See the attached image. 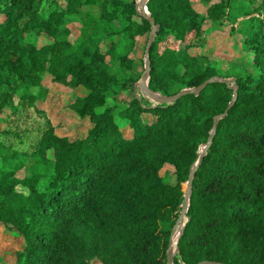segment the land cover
I'll use <instances>...</instances> for the list:
<instances>
[{"label":"trees","instance_id":"trees-1","mask_svg":"<svg viewBox=\"0 0 264 264\" xmlns=\"http://www.w3.org/2000/svg\"><path fill=\"white\" fill-rule=\"evenodd\" d=\"M139 1L0 0V226L14 239V264H167L189 172L234 92L210 83L159 103L140 78L114 72L115 62L130 70L147 41ZM89 4L100 11L94 42H71L67 22ZM146 7L159 26L151 91L169 96L218 75L206 49L223 28L230 63L255 70L233 76L237 96L197 165L173 264H264V0ZM31 33L48 41L36 45ZM46 82L69 91L60 110L88 121L83 135L56 132ZM123 90L129 98L118 100Z\"/></svg>","mask_w":264,"mask_h":264},{"label":"rangeland","instance_id":"rangeland-1","mask_svg":"<svg viewBox=\"0 0 264 264\" xmlns=\"http://www.w3.org/2000/svg\"><path fill=\"white\" fill-rule=\"evenodd\" d=\"M86 13H88V15H86ZM99 14L100 11L98 5L89 4L83 6L79 13L73 15L67 22V26L71 29V34L69 36L70 41H84L85 43H88V45L92 44V42H94L93 36L95 32L90 30V24L92 18H97ZM112 25L117 29L123 26L120 15H117L113 19ZM207 26L209 25L207 24ZM27 39L36 45H41L48 41V38L44 34L36 35L31 33L27 36ZM233 41L234 39L229 35L228 28L213 31L208 35L206 52H211L213 58L217 60V73L224 78H231L234 75L241 73L255 72L254 69H251L247 65L230 63L234 52ZM145 42V36L139 39V44L135 52L136 60L130 70L121 71L117 62L111 65L112 70L116 73L123 72L125 75L131 76L133 79L141 78L144 70ZM46 85L49 88V95L47 101L43 103V106L50 112L53 122L59 124L56 126V132L65 134L71 139L83 135L88 126V121L80 120L69 107L60 110L63 103L65 104L66 101L70 102L71 95L68 94L69 91L65 89L67 93L63 94L62 90L64 89L60 85L49 82H46ZM116 98L118 100L128 99L129 93L128 91L123 90ZM108 103H113V100L109 99ZM22 173H24V171L19 174ZM160 174L165 177L164 169L160 170ZM15 247L14 239L4 231L2 226H0V264H14V256L12 252ZM94 264L98 263L95 262Z\"/></svg>","mask_w":264,"mask_h":264},{"label":"water","instance_id":"water-1","mask_svg":"<svg viewBox=\"0 0 264 264\" xmlns=\"http://www.w3.org/2000/svg\"><path fill=\"white\" fill-rule=\"evenodd\" d=\"M148 0H140L138 3V13L140 15L143 16V18H145L149 23H150V32L148 34V38L145 44V50H144V70L143 73L141 75L140 81L137 83V87L139 88V90L150 100L154 101V102H159V103H164V102H170V101H174L178 98H180L183 95H186L188 93H193V94H198L206 85L210 84V83H223L225 85H227L230 89L233 90V99L228 103L227 108L221 113V114H217L213 117V124L211 127V130L209 132L208 138L206 143L201 146L200 150H199V156L197 158V160L195 161L191 171L189 172L187 181H186V185H185V194L183 196V201L181 204V210L179 212L178 215V219L176 220L172 231H171V238L169 240V244H168V249H167V264H173V257L174 254L177 252L178 248L175 247V249H173V246H175L178 242V237L181 235L182 233V229L184 226V221L186 220V212H187V208H188V200H189V196L191 194V190H192V181L194 178V174L197 168V165L200 162V159L203 157L204 153L206 152V150L209 148V146L212 143V139H213V135L215 133L216 127H217V123L220 119H222L223 117H225L227 110L229 109V107L232 105L234 99L237 96V86L235 84V77H231V78H222L218 75L216 76H212L209 79L205 80L204 82H202L201 84H199L196 87L193 88H184L182 90H180L179 92L169 95V96H163L160 93L157 92H153L148 88L147 82H148V77H149V73H150V60H149V49L150 46L154 40L155 34L158 31V24H156L153 20V18L150 16L149 12L147 11V7H146V3ZM196 264H222V263H218L215 261H209V260H204V261H200Z\"/></svg>","mask_w":264,"mask_h":264}]
</instances>
